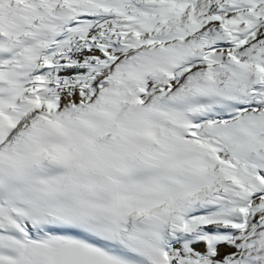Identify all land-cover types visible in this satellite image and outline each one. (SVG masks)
Returning a JSON list of instances; mask_svg holds the SVG:
<instances>
[{"label": "snow or ice", "instance_id": "6c2138e0", "mask_svg": "<svg viewBox=\"0 0 264 264\" xmlns=\"http://www.w3.org/2000/svg\"><path fill=\"white\" fill-rule=\"evenodd\" d=\"M0 264H264V0H0Z\"/></svg>", "mask_w": 264, "mask_h": 264}]
</instances>
